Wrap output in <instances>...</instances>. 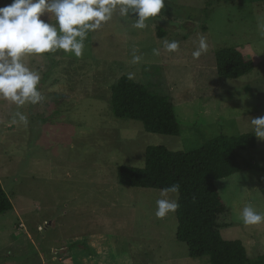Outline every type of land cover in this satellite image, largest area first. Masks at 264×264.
I'll return each instance as SVG.
<instances>
[{
    "label": "rangeland",
    "instance_id": "rangeland-1",
    "mask_svg": "<svg viewBox=\"0 0 264 264\" xmlns=\"http://www.w3.org/2000/svg\"><path fill=\"white\" fill-rule=\"evenodd\" d=\"M162 12L139 30L117 11L88 33L80 58L62 50L23 57L40 73L44 99L18 108L0 98V182L13 205L0 213V264H209L176 240L175 212L155 216L161 189L120 185L116 169L142 167L148 146L187 151L218 134L253 133L251 119L264 115V0H165ZM201 37L208 50L194 59ZM165 39L179 50L167 52ZM227 46L253 59L249 73L217 75L215 51ZM121 75L172 102L178 135L114 116L111 86ZM236 157L239 170L215 182L226 204L218 229L264 260V222L241 218L248 203L264 213V139Z\"/></svg>",
    "mask_w": 264,
    "mask_h": 264
},
{
    "label": "trees",
    "instance_id": "trees-1",
    "mask_svg": "<svg viewBox=\"0 0 264 264\" xmlns=\"http://www.w3.org/2000/svg\"><path fill=\"white\" fill-rule=\"evenodd\" d=\"M158 31L162 36L160 26ZM214 57L219 77L236 79L254 67L253 59L234 46L216 50ZM110 104L115 117L140 121L146 132L162 135L180 132L172 102L128 75H121L112 84ZM255 145L256 136L250 132L233 136L218 134L187 151L148 146L143 166L119 165L117 180L120 185L136 188L162 189L179 185L175 238L185 244L190 258L206 257L209 264H264L263 259H249L240 240L223 238L217 224L226 204L215 182L239 170L237 150ZM259 191L264 197V184ZM12 207L0 182V213Z\"/></svg>",
    "mask_w": 264,
    "mask_h": 264
},
{
    "label": "clouds",
    "instance_id": "clouds-1",
    "mask_svg": "<svg viewBox=\"0 0 264 264\" xmlns=\"http://www.w3.org/2000/svg\"><path fill=\"white\" fill-rule=\"evenodd\" d=\"M164 8L165 0H11L0 6V98L18 108L44 99L38 89L41 75L26 65V55L62 50L80 58L88 33L112 20L117 11L122 18L134 19V28L143 30L150 18L164 19ZM45 14L47 20L42 18ZM162 46L169 53L176 52L179 41L165 39ZM207 50L206 39L201 37L192 56L198 59ZM153 54L159 55V49H153ZM140 60V55L133 54V63ZM15 116L27 123V116L21 112ZM250 124L255 136L264 139V115L252 118ZM178 192V184L161 189V198L156 200L157 218L176 211L179 204L172 194ZM241 218L246 225H257L264 222V213L248 203L242 208Z\"/></svg>",
    "mask_w": 264,
    "mask_h": 264
}]
</instances>
